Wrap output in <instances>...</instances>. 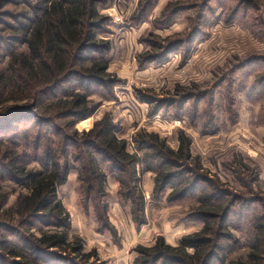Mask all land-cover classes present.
Returning a JSON list of instances; mask_svg holds the SVG:
<instances>
[{
    "label": "rangeland",
    "instance_id": "374dc122",
    "mask_svg": "<svg viewBox=\"0 0 264 264\" xmlns=\"http://www.w3.org/2000/svg\"><path fill=\"white\" fill-rule=\"evenodd\" d=\"M99 11L104 18L97 40L109 47L104 56L109 67L101 83L88 88L98 109L73 128L56 121L52 130L73 136L77 129L81 138L85 126L109 114L131 152L144 131L159 134L173 149L183 132L194 159L181 171L193 170L201 181L198 191L176 200L170 186L154 197L156 173L142 174L147 222L137 227L131 200L120 197L113 176H107L106 197L87 204L73 152V169L58 188L71 218L69 239L80 238L86 253L96 250L98 262L91 257L89 263L134 264L138 245L151 246L159 236L178 245L182 236L202 230L199 199L213 196L215 205L231 206L227 224L234 239L225 257L246 259L254 221L264 217V0H106ZM8 53L7 45H0V69L8 65ZM67 87L83 92L75 81ZM15 103L32 104L5 93L0 110ZM18 121L32 136L48 128L31 119ZM53 139L59 142L60 136ZM33 167L40 166L31 159ZM0 186L8 194L7 207L25 190L12 182Z\"/></svg>",
    "mask_w": 264,
    "mask_h": 264
},
{
    "label": "trees",
    "instance_id": "16d2710c",
    "mask_svg": "<svg viewBox=\"0 0 264 264\" xmlns=\"http://www.w3.org/2000/svg\"><path fill=\"white\" fill-rule=\"evenodd\" d=\"M105 1L0 0V32H10L8 37L0 34V45H7L10 58L0 69V97L6 93L32 102L0 110V183L25 188L7 207L8 194L0 186V264H88L91 257L98 262L96 250L86 253L80 238L69 239L70 214L58 196V188L73 169L69 158L73 152L87 204L106 197L107 176H113L120 184V197L131 200L137 227L147 222L139 191L142 174L156 173L154 197L169 186L176 200L199 190L201 178L195 171H181L194 159L191 139L183 132L179 147L173 149L159 134L144 131L134 138L135 152H131L109 114L85 126L81 138L77 129L73 136L59 127L58 132L52 130L56 121L73 128L98 109L91 105L88 88L101 83L109 67L104 57L109 47L97 40L104 18L99 6ZM15 45L27 49L18 51ZM74 81L83 92L67 87ZM34 109L39 112L33 113ZM18 119L35 120L38 128H48L32 136ZM55 133L59 142L53 139ZM31 159L40 167L30 168ZM214 200L213 196L199 199L202 230L182 236L178 245L167 243L164 236L151 246L138 245L134 264H264V217L254 221L247 258L228 261L224 254L234 239L227 224L231 206L215 205ZM217 218V224L211 223Z\"/></svg>",
    "mask_w": 264,
    "mask_h": 264
}]
</instances>
